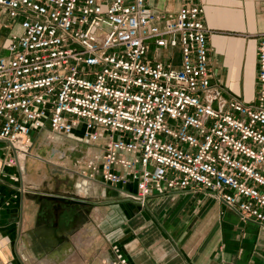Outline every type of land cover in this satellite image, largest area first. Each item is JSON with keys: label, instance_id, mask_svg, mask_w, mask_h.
Here are the masks:
<instances>
[{"label": "built area", "instance_id": "built-area-1", "mask_svg": "<svg viewBox=\"0 0 264 264\" xmlns=\"http://www.w3.org/2000/svg\"><path fill=\"white\" fill-rule=\"evenodd\" d=\"M205 15L202 0L175 15L147 0H0L5 166L23 178L34 132L82 130L100 150L91 177L124 199L203 193L263 230L264 36L254 100L228 99L211 83Z\"/></svg>", "mask_w": 264, "mask_h": 264}, {"label": "crops", "instance_id": "crops-1", "mask_svg": "<svg viewBox=\"0 0 264 264\" xmlns=\"http://www.w3.org/2000/svg\"><path fill=\"white\" fill-rule=\"evenodd\" d=\"M147 2L155 12L174 15L181 5ZM202 2L213 31L211 83L228 99L250 104L264 0ZM6 35L0 28V44ZM77 132L53 140L47 129L34 132L37 149L25 160L23 179L5 166L8 152L0 142V264H112L114 247L129 264H264V229L244 224L203 193L155 194L140 204L75 171L73 154L84 145ZM91 150L94 160L100 157L98 148Z\"/></svg>", "mask_w": 264, "mask_h": 264}, {"label": "rangeland", "instance_id": "rangeland-1", "mask_svg": "<svg viewBox=\"0 0 264 264\" xmlns=\"http://www.w3.org/2000/svg\"><path fill=\"white\" fill-rule=\"evenodd\" d=\"M83 133V131L81 130V131H79V132H77V134H79V135H81ZM80 145V144H79ZM37 146V145H36ZM35 146V148H33V149H31L30 150V154H32V151H34V150H36L37 149V147ZM67 146H70L69 144H67ZM88 145H80L79 146V151L76 153V154H73V158H74V160H75V165H76V168L74 169L75 171L76 170H79L80 172L79 173H82L83 171H86L89 175L90 174H92V173H90L91 171L90 170H88V168H87V164L89 163V162H91V161H95L94 159H93V156H91L90 155V152L92 151L91 150V148H93V147H90V146H88ZM87 158V159H86ZM46 159H48V155H46ZM86 160L88 161V162H86ZM31 168H32V164H31V162L29 163V166H28V169L29 170H31ZM74 168V167H73ZM54 169V171L53 172H58V170L56 169V168H53ZM56 170V171H55ZM14 171V170H13ZM22 172H23V170H22ZM14 173H16L15 171H14ZM91 176V175H90ZM98 178V177H97ZM70 191L71 190H73L74 189V187H69L68 188ZM129 201H133V200H129Z\"/></svg>", "mask_w": 264, "mask_h": 264}, {"label": "water", "instance_id": "water-1", "mask_svg": "<svg viewBox=\"0 0 264 264\" xmlns=\"http://www.w3.org/2000/svg\"><path fill=\"white\" fill-rule=\"evenodd\" d=\"M23 179V178H22Z\"/></svg>", "mask_w": 264, "mask_h": 264}]
</instances>
